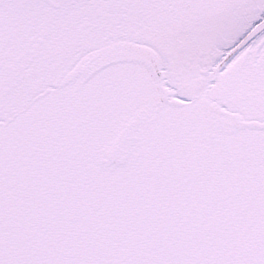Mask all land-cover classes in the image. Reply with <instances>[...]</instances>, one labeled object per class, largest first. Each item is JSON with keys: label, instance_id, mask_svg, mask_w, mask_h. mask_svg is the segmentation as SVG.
<instances>
[{"label": "snow or ice", "instance_id": "6c2138e0", "mask_svg": "<svg viewBox=\"0 0 264 264\" xmlns=\"http://www.w3.org/2000/svg\"><path fill=\"white\" fill-rule=\"evenodd\" d=\"M0 264H264V0H0Z\"/></svg>", "mask_w": 264, "mask_h": 264}]
</instances>
